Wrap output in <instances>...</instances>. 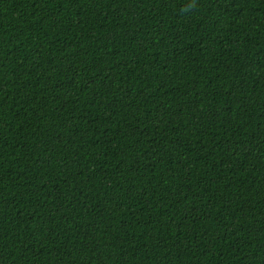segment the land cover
<instances>
[{"label":"trees","instance_id":"trees-1","mask_svg":"<svg viewBox=\"0 0 264 264\" xmlns=\"http://www.w3.org/2000/svg\"><path fill=\"white\" fill-rule=\"evenodd\" d=\"M0 264H264V0H0Z\"/></svg>","mask_w":264,"mask_h":264},{"label":"clouds","instance_id":"clouds-1","mask_svg":"<svg viewBox=\"0 0 264 264\" xmlns=\"http://www.w3.org/2000/svg\"><path fill=\"white\" fill-rule=\"evenodd\" d=\"M194 6V5H193Z\"/></svg>","mask_w":264,"mask_h":264}]
</instances>
